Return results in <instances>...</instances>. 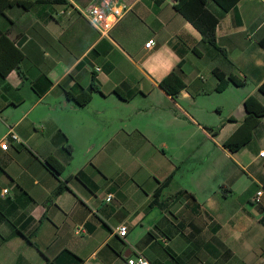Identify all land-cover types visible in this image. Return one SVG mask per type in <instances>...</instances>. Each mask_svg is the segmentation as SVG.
<instances>
[{
  "label": "crops",
  "instance_id": "crops-1",
  "mask_svg": "<svg viewBox=\"0 0 264 264\" xmlns=\"http://www.w3.org/2000/svg\"><path fill=\"white\" fill-rule=\"evenodd\" d=\"M95 1L29 0L0 11L12 45L1 40L0 57L21 53L0 74V140L9 127L20 138L0 147V264H118L134 254L147 264H264V115L238 148L222 145L245 113L243 98L264 100V0L226 10L206 1L224 53L200 41L173 0H118L127 8L104 32L81 11ZM213 67L243 83L215 90ZM172 69L184 81L174 95L158 84ZM92 79L99 90L83 105L67 95ZM187 125L230 162L218 167L207 150L203 172L185 181L178 153ZM152 142L176 145L156 154Z\"/></svg>",
  "mask_w": 264,
  "mask_h": 264
},
{
  "label": "trees",
  "instance_id": "trees-1",
  "mask_svg": "<svg viewBox=\"0 0 264 264\" xmlns=\"http://www.w3.org/2000/svg\"><path fill=\"white\" fill-rule=\"evenodd\" d=\"M206 1L207 0H173L172 6L199 31L201 35L200 41L202 43L224 53V49L222 47H219L215 43V25L218 17L207 8ZM212 1L217 4L222 10H226L233 6L237 0ZM12 3L26 6L29 3V0H0V11L4 6ZM1 40H4L8 44H10V46H12L9 39L3 33H0V45ZM258 42L264 47V37L259 38ZM12 50L13 53L10 52V54L13 55L9 56L6 54L0 57L1 75H4L12 66H14L21 56V53L18 49L12 47ZM212 72L217 79L214 86L215 90L223 89L228 82L237 85L243 83V79H240L231 73L226 74L217 67H213ZM158 84L166 92L174 95L180 88L184 86V81L181 79L177 71L172 69L158 81ZM93 90L99 89L97 82L92 79L87 88H79L71 92L68 91L67 95L73 98L77 104L83 105L88 101ZM257 90L264 98V79L258 84ZM115 91L119 94L117 89ZM242 104L245 111L242 119L240 120L236 128L231 132V134L222 142V145L230 150L238 148L242 143L250 138L253 126L256 124L259 117L264 115V100L260 101L254 94L246 95L242 100ZM62 149L67 155H69L70 150L67 144L62 145ZM45 163L54 171L60 170L61 166L53 156L46 157ZM64 187H66L64 183H58L54 188L52 195H55ZM3 218L4 215L0 211V220ZM259 221L264 226V212L259 216Z\"/></svg>",
  "mask_w": 264,
  "mask_h": 264
},
{
  "label": "built area",
  "instance_id": "built-area-1",
  "mask_svg": "<svg viewBox=\"0 0 264 264\" xmlns=\"http://www.w3.org/2000/svg\"><path fill=\"white\" fill-rule=\"evenodd\" d=\"M126 4L118 0H97L95 2H89L82 8V13L87 19V21L98 31L104 32L107 30L112 23L119 18L123 12L126 10ZM152 44V39L148 38L143 43L145 48H149ZM7 138L12 141L18 142L20 140L18 134L9 127L0 140V147L5 148L7 146ZM258 155H264V148L258 150ZM6 188H2V192H5ZM261 192V188L257 189L255 192L254 199H257L258 194ZM110 193H107L105 200L110 198ZM115 231L119 235H123L126 231V225L120 223ZM118 264H147L146 259L140 254L125 256Z\"/></svg>",
  "mask_w": 264,
  "mask_h": 264
},
{
  "label": "rangeland",
  "instance_id": "rangeland-1",
  "mask_svg": "<svg viewBox=\"0 0 264 264\" xmlns=\"http://www.w3.org/2000/svg\"><path fill=\"white\" fill-rule=\"evenodd\" d=\"M199 131L196 130L192 125H187L185 128V133L184 136L182 137L181 141L182 142V146H181V150L179 151V155L184 158V162L182 164V166H180V172L183 173V178L185 179V181L189 180L188 176L190 175L191 172H193L194 174L196 173H202L204 170L203 163L200 162V154L207 151V150H211V153H213L215 155V159H217V161L219 162L218 167L221 166V164H226L227 162H230V159L228 157H225L218 146L216 147H212L213 144L210 142L208 143H200L199 139ZM180 141V142H181ZM172 145H176L173 144L171 142H166V143H157V142H152L151 145H149V150L151 152H154L153 147L156 148L157 146V152L161 153V150H164L166 153H170V151L172 150ZM178 145V144H177ZM180 145V144H179ZM224 166V165H223ZM220 171L218 170V173ZM241 176H245V174L241 175ZM242 177V178H243ZM234 180V186H240L238 185L239 180L237 181L236 176H234L233 178ZM231 184V181L227 182L225 179L222 180V186L226 185L229 186ZM221 184H218V186H216L217 190L219 192L222 191L223 187H220ZM154 216H157L159 214L158 209L154 208ZM192 242V241H191Z\"/></svg>",
  "mask_w": 264,
  "mask_h": 264
}]
</instances>
